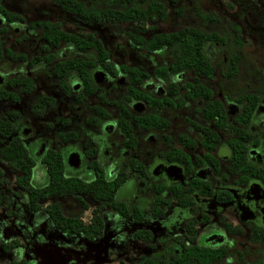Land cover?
Here are the masks:
<instances>
[{
	"label": "flooded vegetation",
	"instance_id": "obj_1",
	"mask_svg": "<svg viewBox=\"0 0 264 264\" xmlns=\"http://www.w3.org/2000/svg\"><path fill=\"white\" fill-rule=\"evenodd\" d=\"M3 24L0 41L13 57L4 51L0 56L9 66L0 73V119H7L0 148L12 139L20 143L24 158L33 163L29 182L34 185L44 184L46 168L55 164L59 191L38 198L37 208L30 209L26 191L16 181L21 172L0 159V243L17 238L23 244L20 252L0 248L2 264L18 257L23 264H38L30 251L38 243L33 239L39 228L50 229V224L70 246L84 249L96 240L99 244L93 247L119 257L122 264L173 259L192 242L210 250L196 253L195 264H201L198 258H211L209 264H264V92L236 87L215 91L212 75L202 78L223 109L209 121L206 109L198 110L204 100L169 84L179 88L189 81L187 71L162 79L153 72L157 65L150 73L131 64L148 73L136 84L118 70L112 72L111 64L118 68L123 62L113 64L103 45L108 52L103 62H83L87 80L86 74L65 68L63 57L70 50L61 43H45L35 27L22 24L11 38L15 43L37 40L32 49L30 42L19 50L6 46L10 31L19 27ZM46 54L55 57L46 59ZM147 112L163 122L135 121ZM114 178L121 180L119 187L131 184L128 190L115 191L122 204L118 209L109 204ZM79 181L98 186L79 191ZM66 185L70 193L63 191ZM51 202L67 216L85 204L80 215L85 225L97 210L100 230L68 231L62 219L54 224L45 213Z\"/></svg>",
	"mask_w": 264,
	"mask_h": 264
},
{
	"label": "trees",
	"instance_id": "obj_2",
	"mask_svg": "<svg viewBox=\"0 0 264 264\" xmlns=\"http://www.w3.org/2000/svg\"><path fill=\"white\" fill-rule=\"evenodd\" d=\"M62 9L76 15L79 18L88 20L91 22L104 23H128L131 25L130 30H126L127 38L130 43L135 44L138 47L144 48L148 51H163L167 54L168 62L166 64L157 65L153 72L162 79H166L168 74H182L187 71L190 75L189 81H183V84L179 88L175 87L174 82H169L173 85V90H186L193 98L201 99L204 103L198 108L203 113V108L206 109L207 115L204 117L211 121L213 116L223 114L222 105L215 102L211 97L210 89L202 82V78H209L212 75L214 69L213 64L209 60V50L212 51L215 46H224L228 49V54L225 59L224 66L221 69V74L225 77H232L239 62V54L233 51L234 48L241 46L239 39L240 28L235 23L229 20L225 16H218L208 11H204L195 8V15L198 19V25H181L176 29L168 31H155V25L157 20H162L166 16V6H173L176 12L179 11V0H54ZM0 17L3 23L15 22L21 23L27 27H35L39 29L40 35L45 43L54 45L63 44L70 51L63 57L66 61L67 67H73L82 76L86 74L84 71V60L97 59L103 62L108 57V52L104 48L102 41L96 37L91 31H81L79 33L73 31H67L61 28L58 21L50 20H36L25 21L24 18L18 13L6 9L0 3ZM0 24V28L4 29L5 25ZM10 58L13 57L12 53L5 47L0 41V56L3 53ZM37 57V56H36ZM35 57V58H36ZM55 56L45 55L44 58L52 59ZM224 61V58H222ZM60 66V65H59ZM54 69L58 70V64H54ZM112 72L115 70L125 74L130 80L138 84L143 81L148 73L134 65L121 63L118 68L110 65ZM115 71V72H116ZM86 78L88 80L89 73ZM90 79V77H89ZM17 82V79H14ZM29 88L31 82H28ZM140 97V94H136L135 98ZM165 99V98H164ZM153 101V100H152ZM164 100H160L159 105H162ZM218 113H215V112ZM6 118L0 119V130L6 132L4 127ZM135 121L143 123L145 125L158 124L163 122V118L156 115L153 112H147L141 116L135 117ZM127 128V127H126ZM202 130H209L202 129ZM129 134V131H126ZM208 137H211L209 131H207ZM0 159L6 160L7 164L14 170H19L20 175L16 177L17 184L20 188H23L27 194V203L30 209L37 208L35 201L40 197H45L53 192H58V181L54 177L56 172L55 164H50L47 169V180L42 185H34L29 182V175L31 173L33 163L24 158L23 148L18 141L12 139L8 145H4L0 148ZM121 180L114 178L111 181V190L109 195V204L112 208H119L122 205L115 198V191L120 185ZM77 190H89L97 188V183L82 184L79 181ZM63 191L70 193L69 186H63ZM96 193V189L93 190ZM85 204L81 206L80 210L73 215H63L57 202H51L45 207V213L50 220L58 225V220L62 219V223H65L64 228L68 231L77 230L80 232H86L88 234L98 232L101 227V220L97 210L91 211L90 223L85 225L80 219L81 212L84 209ZM23 244L17 239L13 238L7 242H1V250L12 249L20 252ZM204 247H200L195 243L186 244L180 255L175 256L173 259H142V264H195L197 257L194 255L202 250ZM185 255L189 254L187 257ZM199 259L201 264H209L211 258ZM8 264H23L21 257L15 258L8 262Z\"/></svg>",
	"mask_w": 264,
	"mask_h": 264
},
{
	"label": "rangeland",
	"instance_id": "obj_3",
	"mask_svg": "<svg viewBox=\"0 0 264 264\" xmlns=\"http://www.w3.org/2000/svg\"><path fill=\"white\" fill-rule=\"evenodd\" d=\"M0 3L12 11L19 12L26 19L43 18L58 21L62 29L77 33L91 31L107 48L109 59L113 64L119 62L135 64L152 73L155 65L168 62L167 54L163 51H148L130 43L125 33L126 30L131 29L128 23L102 24L84 20L62 9L54 0H1ZM178 3L180 4L178 12L172 9L173 6H166V16L156 21L154 30L168 31L181 25H198L195 6L218 16L227 17L240 28L238 35L241 46L233 49L239 54V62L235 74L230 78L231 81H227L221 74V69L229 50L224 46H215L212 51L209 50V60L214 66L211 80L215 91H229L231 87H236L241 91L264 92V0H179ZM13 26L19 29L10 31L11 35L9 34L5 39L6 42L4 41L5 45L19 50L30 42L32 46L29 48L32 49L37 40L23 44L15 43L11 39L23 28L21 23ZM8 69L6 61L0 62L1 74ZM130 188L131 184L126 181L119 187V191ZM84 218H87V213L84 214ZM49 227L50 229L44 231H40L42 227L39 228L33 239L38 240V243L34 244L30 251L38 264H122L119 257L107 253V250L93 247L98 243L96 240L92 241L96 244L86 245L84 249L74 248L66 243L65 240L68 239L65 236L57 235L58 231L53 225L50 224ZM237 247L245 251L248 248L240 244H237ZM246 258L251 260V255ZM1 262L2 259L0 264ZM123 264L138 263L136 260H127Z\"/></svg>",
	"mask_w": 264,
	"mask_h": 264
}]
</instances>
